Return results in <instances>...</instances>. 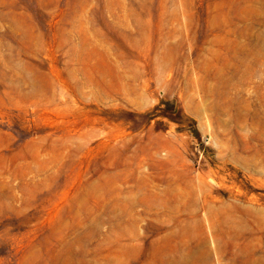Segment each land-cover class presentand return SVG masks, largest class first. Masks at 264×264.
I'll return each mask as SVG.
<instances>
[{
    "label": "rangeland",
    "instance_id": "1",
    "mask_svg": "<svg viewBox=\"0 0 264 264\" xmlns=\"http://www.w3.org/2000/svg\"><path fill=\"white\" fill-rule=\"evenodd\" d=\"M0 264H264V0H0Z\"/></svg>",
    "mask_w": 264,
    "mask_h": 264
}]
</instances>
